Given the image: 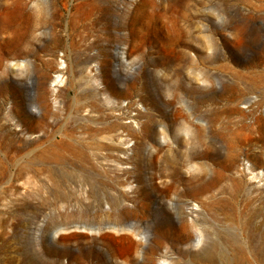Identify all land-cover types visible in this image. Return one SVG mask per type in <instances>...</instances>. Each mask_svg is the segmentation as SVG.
<instances>
[{"label": "rangeland", "instance_id": "obj_1", "mask_svg": "<svg viewBox=\"0 0 264 264\" xmlns=\"http://www.w3.org/2000/svg\"><path fill=\"white\" fill-rule=\"evenodd\" d=\"M141 1L0 29V264H264V0Z\"/></svg>", "mask_w": 264, "mask_h": 264}, {"label": "bare ground", "instance_id": "obj_2", "mask_svg": "<svg viewBox=\"0 0 264 264\" xmlns=\"http://www.w3.org/2000/svg\"><path fill=\"white\" fill-rule=\"evenodd\" d=\"M27 1H29V0H0V29L3 27L4 24L10 23L11 20L17 14H21L22 13L21 10H23V8L26 5ZM30 1H32V3L35 6L37 5L36 0H30ZM147 1L149 2V0H142L141 2H139V5L143 4V3H146ZM57 2H58V0H57ZM60 3H61V1H60ZM85 4H86V2H84V1L77 2L76 3V9L77 8L81 9L82 7L84 9H86L87 6H84ZM81 12H83V11H81ZM81 12H79V13H81ZM128 24L131 27L134 24V20L130 19L128 21ZM8 47H9V43H7V41L5 39H1L0 38V50H1L0 51V55H1V53L2 54H10L11 58L12 57L14 58V56H13L14 53L12 54L10 52H7L8 51ZM211 183L212 182L209 181L208 183L203 184L202 186L199 187V191H205V189H207V187L209 185H211ZM247 184H249V183H247ZM93 202H95V201H93ZM190 211H193V209H191ZM195 220H196L195 217L191 218L192 224L193 223L195 224ZM60 225H62V226L58 227L59 230L67 228L69 224L61 223ZM73 225L75 227H78V226L86 227L85 224L80 225V223L79 224L74 223ZM184 226L186 227L185 224H184ZM110 227L115 232H121V231L129 230V227H123L122 225L119 226L118 222H113L110 225ZM196 229H198V231L200 233H202V229H200V227H197ZM196 229L194 230L195 234H196ZM130 230H133V229H130ZM55 232L58 233L57 229H56ZM55 253L58 256V258L60 256H62V255L63 256L67 255V253L64 250H57ZM218 255H220V258L218 257ZM159 256L160 257H165L166 253L163 252V251L159 252ZM58 258L54 259L53 261H51V264H60ZM203 258L206 261V264H232V262H235V264H239V262L242 261V249L238 248L237 250H235L233 255L230 257L228 255L221 254L220 251L219 252L216 251L213 247H209L208 249H206V253L204 254ZM164 261H166V260H164ZM162 262H163V260H161V262H160V260L158 261V263H162ZM146 263H147V261H146ZM24 264H43V263L41 261L37 260L36 258L32 257V256L26 255V257L24 259Z\"/></svg>", "mask_w": 264, "mask_h": 264}]
</instances>
